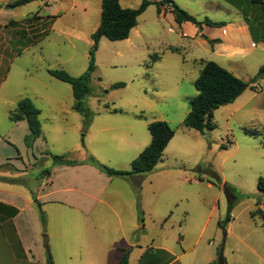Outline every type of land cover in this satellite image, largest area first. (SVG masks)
Segmentation results:
<instances>
[{"label": "rangeland", "instance_id": "374dc122", "mask_svg": "<svg viewBox=\"0 0 264 264\" xmlns=\"http://www.w3.org/2000/svg\"><path fill=\"white\" fill-rule=\"evenodd\" d=\"M36 1L31 0V7L15 10L6 9L0 2V23L6 17L9 21H20L29 13L40 12L31 17L29 24L17 25L8 34L19 36L22 40L28 37L29 32L37 40L47 35L41 44L34 47L33 50L38 53L32 56L31 61L41 62L44 50L52 69L67 67L68 70H64L70 75H82L89 66V50L93 44L91 36L101 22L102 1ZM207 1V15L213 21L230 22L242 20L244 16L240 9L224 0H179V3L187 2L197 11L199 6L195 3ZM235 1L244 9L254 31V47L240 34L244 55L231 59L218 57L212 51L215 44L183 37L173 15L159 16L154 5L140 16L138 26L133 29L128 41L101 40L96 53L97 69L92 77V95L84 103L94 118L136 121L140 128L132 132L146 145L151 142L146 124L158 120L170 121L176 135L165 150L162 166L167 172L161 173L157 178L161 179L158 185L153 186L162 194L156 192V196L149 193V196L156 202L162 195L165 205L162 209L166 210V218L169 219L166 225L168 241L177 245L182 237L187 247L194 248L185 259L194 256L196 261L205 262L224 247L229 264H263L260 259H264V220L254 219L252 214L261 210L262 213L257 214L264 216V195L257 188L259 179L264 178V80L255 84L256 89L244 92L237 102L216 110L213 120L215 129L206 130L203 135L183 125L189 101L197 95L194 81L202 68L199 59L217 62L245 81L252 80L264 66V42L259 39L264 36V7L248 4V0ZM48 2L52 11L60 9L65 13L52 25L47 19L42 21V15L48 17ZM121 2L128 8H138L142 0ZM73 3L76 8L68 11ZM217 4H222L226 10ZM165 6L168 7V4L159 8ZM208 32L211 34L210 30ZM236 36L231 33V37ZM64 37L69 40L64 41ZM41 46L44 47L42 51ZM170 47L178 50L172 51ZM155 55L161 60L149 68ZM16 65L14 70L25 66ZM120 82L126 84L125 88L110 89ZM33 91H39L46 97L52 96V102L44 98L34 102L41 112L40 121L48 154L33 165L40 170L39 173L34 171L37 178L42 175L44 167L50 169L52 156L94 157L87 147V132L85 148L82 145L85 118L73 108L75 100L70 85L55 80L43 69L34 77L17 74L0 94V101L34 94ZM105 161L101 163L111 168L114 167L107 161L116 165L113 160ZM0 172L17 173L18 170L4 166ZM225 185L233 190L234 197L225 190ZM230 208L232 211H229ZM228 216L231 221L236 219L233 234L241 235L254 252L240 246L232 234L225 238L219 222L223 227L227 226Z\"/></svg>", "mask_w": 264, "mask_h": 264}, {"label": "crops", "instance_id": "0c3cea01", "mask_svg": "<svg viewBox=\"0 0 264 264\" xmlns=\"http://www.w3.org/2000/svg\"><path fill=\"white\" fill-rule=\"evenodd\" d=\"M17 1L0 0L6 9L12 10L31 7L32 4L29 2L19 7H13ZM157 1L160 0L152 2ZM174 1L180 8L183 7L197 19L202 16L201 19H198L199 21L208 18V1L195 3L199 6L197 11H194L187 2L180 4L179 0ZM35 2L37 1L35 0ZM49 2L46 4L48 17L42 15V21L47 19V22L52 25L59 21L65 13L60 9L52 11V6H48ZM119 2L122 7L128 8L123 5L121 0ZM152 6L154 5H150L148 8ZM217 6L226 10L222 4H217ZM165 7L160 9V13L157 7L159 16L172 14L175 20L172 7ZM74 8H76L75 3L68 11ZM0 11L2 10L0 9ZM38 13L40 12L29 13L20 21L15 19L9 21V17H6V20L0 23V94L6 89L14 75L25 74L34 77V74H37L41 69L50 75L48 70L52 69V65L46 60L48 56L43 50L44 47L41 46V51L43 50V52L40 51L41 62L31 61L32 56L38 53L33 50L34 47L38 43L41 44L42 39L45 40L44 37L47 35L37 40L29 32L28 37L22 40L19 36L8 34L9 30L16 29L17 25L29 24L28 21L31 17ZM219 22H225L226 26L214 28L203 25L201 31L189 22L181 25L176 23L185 38L199 39L201 43L219 40L220 43H216L212 48L213 54L218 57L231 59L244 55L245 49L241 36L247 43L251 42L252 47L255 46L252 43L254 39L252 30L244 16L242 20ZM209 30L211 34L208 32ZM133 31L129 38L123 41H128ZM232 32L237 36L231 37ZM202 36L207 37V40ZM66 39L69 40L67 37H64L63 40L66 41ZM169 49L178 50L174 47ZM156 56L158 58L153 61ZM152 57V61L148 65L149 68L161 60L158 55ZM199 60L200 64L202 61H207ZM36 63H38L37 66ZM16 64L25 66L17 67L18 70H14ZM62 68L68 70L67 67ZM18 86L19 83L16 89ZM33 92L34 94L25 95L33 103L39 98L52 102L51 95L46 97L39 91ZM25 96L0 101V122L9 121L8 125L6 122L0 124V166H10L18 170L17 173L0 172V264H47L45 241L49 244L55 264H122L124 259L127 260L125 264H211L216 260L217 253L214 256L210 255L205 262L196 261L194 256L185 259L188 253H193L194 248L187 247L182 237L178 239L177 245L170 243L166 238L168 231L166 225L169 224V219L166 218V210L162 209L165 206L161 199L162 195L156 202L149 196V193L156 196H158L156 192L161 193L158 188L153 189V186L158 185L161 180L157 179L160 174L167 172L162 166L166 149L155 169L145 175H134L129 178L109 177L88 164L86 160L89 157L83 155L80 157L65 156L68 160L77 162V165H52L50 169L44 167L42 170H48L49 174L40 175L37 178V175L34 174L36 168L33 165L48 155L45 135L42 131L34 147L29 149L25 143L26 136L30 134L27 121L12 122L9 118L10 113L16 109L18 102ZM190 101L187 115L190 112ZM165 122L171 127L170 121L166 120ZM151 123L146 124L148 131ZM137 128H140L137 122L127 118L108 120L95 117L86 134L88 150L98 162L105 163V160H113L116 165L112 164V161H107L114 167L113 169L129 171L132 162L150 145L137 139L132 132ZM83 147L85 148V143ZM36 171L40 172V170ZM194 181L198 182L199 180ZM138 185L140 186L139 195L135 188ZM34 197L40 202L46 216L45 228L42 226L39 211L33 201ZM138 205L142 211L141 221ZM257 213L261 214L262 211H254L253 218L264 220V216L260 217ZM230 221L223 229L225 238L227 239L232 234L239 241L240 246L254 252L241 235L233 234L236 219ZM221 249L225 257L224 247ZM260 260L264 264V259Z\"/></svg>", "mask_w": 264, "mask_h": 264}, {"label": "trees", "instance_id": "16d2710c", "mask_svg": "<svg viewBox=\"0 0 264 264\" xmlns=\"http://www.w3.org/2000/svg\"><path fill=\"white\" fill-rule=\"evenodd\" d=\"M234 7L240 9L245 21L250 26L252 34L254 36L253 28L249 23V18L245 14L244 9L235 0H226ZM31 2V0H18L13 7H19ZM167 3L172 7V13L175 15L176 22L181 25L189 22L195 25L200 31L203 25H207L214 28H222L226 26L225 22H215L210 18H205L203 21H199L195 16L191 15L186 10L180 8L174 0H161L152 2L149 0H143L138 8H124L120 4L119 0H102V12L101 22L97 30L92 34V47L89 50V66L87 70L80 76L74 77L63 69H50L48 73L62 81L69 84L73 90L74 96V110L81 113L84 116V129L82 133V145L84 146L85 134L88 131L92 121L93 114L85 106V99L92 95V77L97 69L96 66V53L99 48V42L101 38L105 37L112 42L123 41L129 38L131 31L138 25V18L146 11L150 5H156L158 12L160 13L159 6ZM248 4L255 5L259 8L264 7V0H248ZM207 40V37L202 36ZM264 41V36L260 37ZM220 43L219 40L209 41L210 45ZM158 58L154 57L153 61ZM202 69L199 72L197 79L194 82V86L198 92L197 96L190 101V112L186 116L183 125L187 128L194 129L201 134H205L206 130H213L216 128L214 124V113L221 107L234 103L246 90L256 89L255 84L264 79V66H262L257 75L250 81H245L232 72L222 67L214 61H202ZM125 84L115 83L111 86V90H117L124 88ZM40 110L29 98H24L18 102L17 107L10 113V120L12 122H19L22 120L27 121L30 134L26 136L25 143L29 149L34 147L36 140L42 134V124L40 121ZM149 131L152 137L150 145L132 162L131 170L122 171L110 168L106 165L98 162L94 157H89L86 162L109 177H123L129 178L134 175H145L152 172L156 165L162 159L164 150L174 138L175 131L165 121H156L149 125ZM52 165H77V162L68 160L65 156H52ZM2 166H0L1 168ZM41 173L48 175L49 171L43 170ZM138 191L140 186L135 187ZM225 190L232 194L233 190L225 185ZM258 190L264 195V178H260L257 185ZM250 197V196H245ZM237 198V197H235ZM33 201L39 211L40 220L42 226L45 228L47 219L42 210L40 202L34 197ZM232 211L230 208L229 211ZM138 212L141 221L142 211L138 205ZM230 221V216L227 217V222ZM220 226L223 227L222 223ZM45 248L47 254V264H55L49 244L45 241ZM126 259L122 264L126 263ZM211 264H228L226 258L223 255L222 249L218 250L216 260Z\"/></svg>", "mask_w": 264, "mask_h": 264}]
</instances>
